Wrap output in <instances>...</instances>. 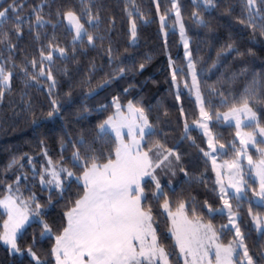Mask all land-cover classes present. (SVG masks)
<instances>
[{
  "label": "trees",
  "instance_id": "1",
  "mask_svg": "<svg viewBox=\"0 0 264 264\" xmlns=\"http://www.w3.org/2000/svg\"><path fill=\"white\" fill-rule=\"evenodd\" d=\"M11 3L12 0H0V10ZM17 4L22 5L18 9L19 36L16 35L15 12L9 9L8 20H0V40H4L0 43V66L13 73L10 86L0 99V198L8 194V185H12L13 191L19 187L16 195L25 200L35 197L30 204L31 211H35L36 203L41 205L38 215L41 221L33 220L19 234L20 255H11L0 241V264H36L27 252L29 246L42 264H56L51 252L56 236L62 234L67 225L65 213L83 195L84 188L75 176L68 178L64 173H61L62 190L45 187L40 182L41 174L51 160L70 168L77 176L82 175V164L73 159L77 150L83 155L89 148L94 149L103 157L102 163L107 162L109 154L114 159L116 140L108 132L99 133L98 125L114 113L115 100L122 106L132 102L145 109L153 126L152 135L145 137V150L159 141L180 156L175 173L168 176L173 184L162 180L172 210L175 211L181 201L185 202L189 216L195 210L205 223L213 224L221 243L227 245L232 241V230L223 227L226 216L209 213V206L219 208L221 199L211 161L204 154L205 137L193 128L185 133V124L198 120L199 109L188 89V68L181 36L175 29L172 0H17ZM214 4L206 6L204 0H178L202 100L213 116L210 130L219 141L216 145H225L220 157L234 158L238 148L235 127L220 124L215 114L227 110L250 86L264 96V37L238 22L244 12L242 0H214ZM34 9L46 21L43 27L36 25ZM68 10L82 18L94 37V44L88 43L87 36L73 41V33L63 21ZM89 10L93 16H99L98 22L88 23ZM161 15L165 16L163 24ZM130 21L137 25L135 41H132ZM5 32L8 33L6 39ZM50 43L66 50L65 56L54 55L53 61H44L45 68L51 67L56 80L51 94V81L46 76L36 82L28 80L20 71V66H24L32 73L30 62L35 59L38 72L41 50L53 51ZM229 44L233 46L231 51L227 48ZM173 68L183 73L177 76L182 89L179 93L173 85ZM120 69H124L123 73ZM53 99L59 110L49 117ZM252 106L260 125L264 126V103ZM81 139L85 143L77 149L74 145ZM155 152L153 148L150 155L158 160ZM251 154L253 158L260 156L253 150ZM14 160L17 163L9 167ZM145 181L149 197L145 207L151 206L158 238L174 256L175 245L168 233L169 219L161 207L163 197L153 199L155 184L150 179ZM248 183L256 185L252 179H248ZM231 201L241 206L234 209L241 213L239 223L249 255L258 264H264V232L258 235L249 222V212L264 210V206L254 204L251 199L233 197ZM4 220L5 214L0 209V232ZM44 223L50 227L51 234L41 238Z\"/></svg>",
  "mask_w": 264,
  "mask_h": 264
},
{
  "label": "snow or ice",
  "instance_id": "2",
  "mask_svg": "<svg viewBox=\"0 0 264 264\" xmlns=\"http://www.w3.org/2000/svg\"><path fill=\"white\" fill-rule=\"evenodd\" d=\"M242 2L244 12L238 18V22L246 25L253 32L259 31L260 35L264 37V7H261L264 6V0H242ZM204 4L215 6L214 0H204ZM20 7L22 5L18 6L17 0H12L8 8L0 10V20L4 21L8 20L9 9L16 13L17 23L15 29L17 36L21 34L18 11ZM171 7L176 14V23L180 26L181 39L186 49L185 56L189 58L188 69L192 76V88L196 90V99L200 106V120L196 121V124L197 127L204 130V135L208 138V147L215 152V145L219 141L213 137L208 123L213 119V116L209 110L205 109L201 97L196 64L187 51L189 45L185 38L177 0H172ZM34 11L36 10L34 9ZM87 15L89 24L99 21V16H93L90 10ZM129 15L131 16V13ZM193 15L197 17L199 22H203L197 13H193ZM64 19L68 21L75 32V39L79 40L83 36H87L88 43L94 44V37L81 22L82 18L80 16L72 10H68L64 13ZM160 20L163 24L165 16L161 15ZM130 22L131 37L135 41L137 25L134 21ZM44 23L46 21L43 16L36 11V25L43 27ZM3 36L6 39L8 33H3ZM0 43H4V40H0ZM49 48L59 52L62 57L66 55V50L63 47L50 43ZM227 48L231 51L233 46L229 44ZM40 57L38 72H36L37 61L35 59L30 62L33 69L32 73H29L24 66H20V71L28 80L36 82L39 81L40 77L46 76L47 80L51 81L49 85V93L51 94L56 87V80L51 67L45 68L44 61H53V53L52 51L45 53L41 50ZM143 67L144 65L141 64L140 68L143 69ZM120 71L123 73L124 69H120ZM178 75L182 76V71L173 68L172 79L174 84ZM12 76L13 73L10 70L0 66V99L4 96V90L10 86ZM253 85H255V81H253ZM185 86H188L187 83H185ZM179 99L180 95L177 94V100ZM114 103L115 114L108 116L98 125L99 133L106 135L107 129H111L115 134L114 159L112 154H109L107 162L102 163L103 157L98 155L94 149L89 148L83 155L77 150L73 153V159L82 164V175L77 176L70 168L54 164L51 160L48 161L47 168L41 174L40 182L42 185L54 184L58 190H62L63 177L61 173L66 174L68 178L75 176L78 181L83 182V195L65 213L67 226L63 229L62 234L56 236V244L51 250L56 264H170L172 253L166 250L158 238L157 230L153 227L151 206L145 207L149 199L146 193L147 183L145 177H150L155 184V191L151 194L152 198L159 200L163 197L161 207L168 214L171 223L169 231L184 264H234V256L238 255L237 249L243 250V257L247 264H258L249 255L245 238L235 220L236 213L232 211V205L229 203V200L233 198L232 194L223 187L220 173H217V183L221 185V200L224 208L228 209V221L235 229V238L227 245L220 242L221 236L211 222L205 223L203 217L199 216L195 210L189 216L185 210V202L181 201L176 210H172L171 201L164 192L156 174V169L160 168L164 161H168L170 156H175L177 162H179L180 156L159 141H156L152 147L145 150L142 145L145 137L152 135L153 128L145 109L139 104L129 102L127 113H125L118 100H115ZM224 103H227V101L225 100ZM258 103H264V96L259 95L254 86H250L240 99L234 101L228 107V111L222 114L225 121L230 119L236 121V137L242 146L235 153L237 159L225 161V166L230 170L228 187L235 190L236 200H240V194L246 191L245 173L240 158L247 157L250 170H254L259 179V191L253 188V195L259 196L260 200L264 201V146H260L264 144V141L257 139V133L260 137H264V126L260 125L257 112L252 106ZM58 110L57 101L53 99L52 110L47 115L52 117ZM220 116L221 113L216 112L215 118L217 120ZM242 128H247L249 131H242ZM123 129H127L126 137ZM188 131V125L185 124V133ZM84 143L85 141L81 139L74 147L79 149ZM249 145L260 153L261 158L258 162H254L253 157L248 154ZM219 146L220 148L225 147L224 144ZM153 148L156 149L155 155L159 158L155 161L150 155ZM165 153L167 154L165 155ZM204 154L209 155L208 152ZM45 155L47 156L46 152ZM29 162H31V159H29ZM16 163L17 161L14 160L9 167L14 166ZM76 166V164H73V167ZM217 167L216 161L213 159V170L215 171ZM181 171H184V169L181 168ZM185 174L187 175V173ZM16 183L19 184V177H17ZM19 191V187L13 191L12 185H8V195L0 199V208L7 213V219L3 223V231L0 232V241L16 253L21 252L17 244L18 234L29 223L30 216L40 215L39 209L41 207L39 203H36L35 211H31L30 204L35 200V197L32 196L25 200L16 195ZM213 211L222 213L221 209H212L209 206V212ZM253 223L258 230L264 232V219L253 216ZM48 234H51V229L44 223L43 231L40 234L41 238ZM213 250L214 260L212 259ZM27 252L36 261V264H42L31 246L28 247Z\"/></svg>",
  "mask_w": 264,
  "mask_h": 264
},
{
  "label": "rangeland",
  "instance_id": "3",
  "mask_svg": "<svg viewBox=\"0 0 264 264\" xmlns=\"http://www.w3.org/2000/svg\"><path fill=\"white\" fill-rule=\"evenodd\" d=\"M177 4H178V0H177ZM179 6V5H178ZM172 15H173V17H174V19H175V23H176V14H175V11L172 9ZM63 21L65 22V24H66V26L68 27V29H70L71 31H72V33H73V41L74 42H78V41H80L81 39H75V32L72 30V28H71V26H70V24L68 23V21L67 20H65L64 19V17H63ZM82 22V21H81ZM164 22H165V20H164ZM83 23V22H82ZM181 23H182V20H181ZM175 29L180 33V26L176 23V25H175ZM163 34H164V36H165V34H166V31L165 30H163ZM185 34V33H184ZM181 36V35H180ZM83 38V37H82ZM185 38L187 39V41H188V45H189V39H188V37L185 35ZM133 41V40H132ZM181 44H182V53H183V55H184V58H185V60H186V64H187V68H188V59L189 58H186V56H185V51H186V49H185V47H184V42H183V40L181 39ZM187 51L190 53V48L188 47V49H187ZM52 53H53V56L54 55H60V53L59 52H55V51H52ZM61 56V55H60ZM190 58H191V55H190ZM48 62V61H47ZM188 75H189V80H190V83H189V86H188V89L191 91V94H192V96H193V98L195 99V101H196V104H197V106H198V109H199V118H198V120H196V121H199L200 120V106L198 105V103H197V99H196V90L194 89V88H192V76H191V74H190V72H189V69H188ZM173 85H174V88H175V91L177 92V93H179V92H181V87H180V85L178 84V82L176 81V83L174 84V82H173ZM202 97V96H201ZM123 111L125 112V113H127V105H125V106H123ZM226 111H228V109L227 110H225L224 112H226ZM115 112H116V108H115V111H114V113L113 114H115ZM224 112H222L221 113V116H220V118H219V120H220V124H222V125H233L234 127H235V130H236V121L234 120V119H230L229 121H225L224 120V118H223V113ZM112 114V115H113ZM196 121L193 123V124H190V125H188V128L190 129V128H193V129H196V130H198L201 134H203L204 135V130L202 129V128H199V127H197V124H196ZM208 123H210V121H208ZM242 131H249V129H247V128H242L241 129ZM107 132L110 134V135H112L114 138H115V140H116V137H115V134L113 133V132H111V131H109V130H107ZM123 132H124V134H125V137L127 136V129H123ZM204 137H205V140H206V144H207V150H206V152H208L209 153V155H208V158L210 159V161H211V165H212V168H213V159H215V161H216V164H217V169L214 171L213 170V172H214V176H215V181H216V185H217V189H218V193H219V196H220V199H221V192H220V187H221V185L220 184H218L217 183V173L219 172L220 173V178L222 179V181H223V187L229 192V193H231L232 194V197H234L235 198V196L237 195L236 193H235V190L234 189H232V188H229L228 187V185H229V176H230V170L225 166V161H232V160H235V159H237V157L235 156L234 158H223V157H220V152L219 151H221V150H219V146H217V145H215L216 146V151L215 152H213L212 151V149L211 148H209L208 147V138L204 135ZM214 137V136H213ZM257 139L259 140V141H264V137H260L259 136V134L257 133ZM235 140L237 141V143H238V148L237 149H239V148H241L242 146L240 145V141H239V139L236 137V133H235ZM143 146V145H142ZM260 146H263V145H260ZM255 151V153H259V152H257L256 151V149L255 148H253L251 145H249V155H251L252 156V154H251V151ZM260 154V153H259ZM156 158H158V157H156ZM170 159L168 160V161H164V163L161 165V167L160 168H157L156 169V171H157V176H158V178H159V180H160V182H161V185H162V180H164L165 179V182H167V183H169V184H173L172 183V181H171V177H168L169 175H173L174 173H175V169H174V167H176V157L175 156H170L169 157ZM261 157L260 156H258L257 158H253V160H254V162H258L259 161V159H260ZM241 159V163H242V167H243V170H244V173H245V175H244V179H245V188H246V191H245V193H242V194H240L241 195V199H251L252 201H253V203L254 204H256V205H263L264 206V201H261L260 200V198H259V196H254L253 195V188H255V190L256 191H259V179H258V177L256 176V174H255V171L254 170H250V166L248 165V161H247V157H242V158H240ZM153 160L155 161V159L153 158ZM167 170H168V172L169 173H167ZM168 174V175H167ZM147 179H150L151 180V178L150 177H145V180H147ZM248 179H252L254 182H256V185L255 186H253V185H251V184H249L248 183ZM152 181V180H151ZM82 185H83V182L82 181H79ZM43 186H45V185H43ZM46 186H49V187H54V188H56L55 187V185L54 184H52V185H46ZM45 186V187H46ZM6 195H8V194H6ZM5 195V196H6ZM5 196H3L2 198H0V199H3ZM229 203L232 205V211L234 212V213H236V216H235V220H236V223H237V225L240 227V223H239V221L241 220V213L238 211V210H235L234 209V207L236 208V207H240L241 208V206H240V204H237V203H235L234 201H231V199L229 200ZM1 209V211L5 214V220L7 219V213L5 212V210L4 209H2V208H0ZM217 209H221L222 210V213L221 212H217V211H213V212H209L210 214H224L225 216H226V218H227V221H226V223L223 225V226H227V227H224V228H227V229H231L232 230V232H233V234H234V238H235V229L232 227V225L229 223V221H228V209H225L224 208V205H223V202H222V200H221V206L219 207V208H217ZM163 212L165 213V215L168 217V214L164 211V209H163ZM253 216H259L260 218H262V219H264V210H260V211H256V212H251V214H250V212H249V222H250V226L252 227V228H254L255 230H256V232H257V234L258 235H260L261 233H263L261 230H258L257 229V227H256V225L253 223ZM169 219V218H168ZM4 220V221H5ZM33 220H39V221H41L40 220V218L38 217V216H30V220H29V223H31ZM4 223V222H3ZM29 223H27L26 225H25V227L29 224ZM67 226V225H66ZM24 227V228H25ZM153 227L155 228V226H154V222H153ZM170 227H171V223H170V220H169V229H170ZM240 229H241V227H240ZM2 231H3V229H2ZM242 232V231H241ZM168 233H169V235H171V233H170V231L168 230ZM18 236H19V234H18ZM173 242H174V245H175V241L173 240ZM1 243L5 246V247H7L8 248V250H9V252H10V254L11 255H15V254H18V255H20V253H16V252H13L12 250H10V248L7 246V245H5L2 241H1ZM175 253H176V255H174V256H171V258H170V264H184V261H183V258H181L180 257V254H179V250L175 247ZM237 252H238V255H236V256H234V264H247V261L244 259V257H243V250L242 249H237ZM54 259H55V257H54ZM212 259L214 260V250H213V255H212ZM237 262V263H236ZM55 263H56V261H55Z\"/></svg>",
  "mask_w": 264,
  "mask_h": 264
},
{
  "label": "water",
  "instance_id": "4",
  "mask_svg": "<svg viewBox=\"0 0 264 264\" xmlns=\"http://www.w3.org/2000/svg\"><path fill=\"white\" fill-rule=\"evenodd\" d=\"M219 150H221V151H219L221 154L224 153V150H223L222 148H219ZM260 205H261V204H260ZM261 206H263V205H261Z\"/></svg>",
  "mask_w": 264,
  "mask_h": 264
},
{
  "label": "crops",
  "instance_id": "5",
  "mask_svg": "<svg viewBox=\"0 0 264 264\" xmlns=\"http://www.w3.org/2000/svg\"><path fill=\"white\" fill-rule=\"evenodd\" d=\"M107 130L111 131V129H107ZM111 132H112V131H111Z\"/></svg>",
  "mask_w": 264,
  "mask_h": 264
}]
</instances>
